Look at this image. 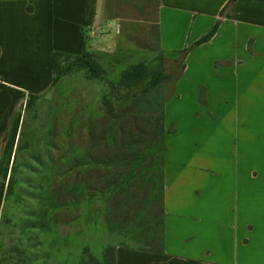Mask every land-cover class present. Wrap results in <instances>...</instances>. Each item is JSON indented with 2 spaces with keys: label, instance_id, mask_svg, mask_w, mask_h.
Listing matches in <instances>:
<instances>
[{
  "label": "crops",
  "instance_id": "1",
  "mask_svg": "<svg viewBox=\"0 0 264 264\" xmlns=\"http://www.w3.org/2000/svg\"><path fill=\"white\" fill-rule=\"evenodd\" d=\"M228 1L157 0L164 57L187 50L164 106L160 241L115 245V264H264V0ZM101 8L0 0V218L15 113L52 87L53 52L82 54Z\"/></svg>",
  "mask_w": 264,
  "mask_h": 264
},
{
  "label": "rangeland",
  "instance_id": "2",
  "mask_svg": "<svg viewBox=\"0 0 264 264\" xmlns=\"http://www.w3.org/2000/svg\"><path fill=\"white\" fill-rule=\"evenodd\" d=\"M101 2L96 21L86 31L85 50L101 68L103 79L92 78L83 65L71 59L65 61L63 65L70 63L69 70L56 77L50 90L29 111L28 146L18 154L13 192L0 218V264H80L85 251L99 258L107 243L157 249V243L144 236L149 212L153 211L147 190L137 184L127 190L124 196L129 201L136 197L138 207L134 216L125 213L119 194L111 198L107 193L112 179L94 163L129 160L131 150L126 142L130 126L135 128L130 131L135 139L146 141L148 121L158 99L168 94L170 82L162 83L158 96H147L136 110L126 114L120 110L115 120H119L120 133L127 134L126 142L119 131L110 132L114 124L109 119L114 113L103 106L102 98L114 111L120 101L108 83L115 82L128 62L142 60L152 70L160 63L153 38L134 28L139 21L128 22L127 33L137 41L134 46L121 32L116 1ZM129 16L139 17L134 12ZM180 62L181 56L165 60L163 69L173 73ZM24 106L15 113L19 118L17 137L25 119ZM143 153L139 157L145 159ZM9 174L10 167L6 182ZM118 199L122 204L117 213Z\"/></svg>",
  "mask_w": 264,
  "mask_h": 264
},
{
  "label": "trees",
  "instance_id": "3",
  "mask_svg": "<svg viewBox=\"0 0 264 264\" xmlns=\"http://www.w3.org/2000/svg\"><path fill=\"white\" fill-rule=\"evenodd\" d=\"M116 1V17L120 20V28L123 34V37L126 38L127 42L136 46V39L132 36H129L127 33V29L129 23L131 21H139V25H135L134 28H137L141 32H145V35L153 38L155 43V52L157 53V60L160 64H157L152 70V68L147 65L142 60L128 62L126 65H123L119 70L116 80L113 83H108L109 89L114 94L115 99L119 100V104H116V108L114 111L113 105H110L109 101L105 98H102V104L104 107H109V111H113V115L109 120H112L114 127L110 129V132L113 133L119 131V134L125 136L126 135L120 133L121 128L118 127L119 120V112L127 113L129 111H133L137 109L141 103H143L144 99L147 96L153 95L158 96V90L162 83L167 81L170 82L169 92L165 97H160L158 99V103L156 106V110L153 113L152 117L148 121V129L149 132L147 134L146 141L142 143L135 139V135H132L131 132L135 129L133 125L130 126V129L127 133V144L128 148L131 150L130 155L128 156L129 160L121 161L119 163H114L112 161L108 162H96L95 166L101 167L105 172L106 176L110 177L111 182L108 183V194L111 198L115 197V195L119 194L120 198L123 200V210L126 213H130L131 216H134L135 210L138 207L136 202V197L126 199L124 196L128 189L132 188L133 185L137 184L138 187L142 186L144 191L146 192L144 195L147 196V200L149 201V205H152L153 211L149 212L148 220L146 225H148V229L145 230L144 236L149 237L152 243H157L159 245L160 237L158 232V219L157 217V197L160 187L161 181V165L163 160V151H164V143L163 138L165 134L164 128V106L169 97L173 94L175 84L178 76L184 69V55L187 50L182 51L180 54L181 62L179 65L176 64V71L173 73L165 72L163 69V63L167 60L163 52L159 46V29L157 24V0H115ZM234 0H229L227 5L233 2ZM153 2V4H152ZM226 5V6H227ZM225 8V7H224ZM222 9V12L224 10ZM134 12L139 16L138 18L131 17L129 14ZM129 22V23H128ZM217 24L214 28L201 37L198 41H196L195 45H199L209 38L215 32ZM133 28V27H132ZM72 63L83 65L88 74L94 79H103L102 70L99 65L93 61L92 56L85 49L80 55H70L61 52H53L52 54V71L55 77L58 75L65 74L69 68V65H63L65 61L70 60ZM56 81V79H55ZM54 81V83H55ZM53 83V84H54ZM50 90V89H49ZM48 90V91H49ZM48 91L38 95H29L25 101V110H24V122L22 123V128L18 134L17 142L15 146V152L12 157L11 165H10V174L8 180L6 182L5 194H4V203L7 201V198L12 194L14 188L13 181V173L16 167V160L18 154L24 150L28 146V141H26V137L28 135V121L27 116L29 111H31L35 101L42 98ZM158 98V97H157ZM200 94V101H201ZM125 109V111H124ZM122 110V111H120ZM106 115V112H104ZM54 129L53 127H51ZM171 131V129H169ZM131 131V132H130ZM115 135V134H114ZM115 142V140H114ZM53 146V144L49 145ZM140 146V149H139ZM144 152V153H143ZM143 153L145 159L143 157H139V154ZM158 157L155 155H157ZM122 160V159H121ZM124 160V159H123ZM118 164V165H116ZM115 166H118L114 169ZM126 169V171H125ZM124 170V171H122ZM143 191V192H144ZM116 198V197H115ZM114 198V199H115ZM146 199V198H145ZM136 200V202H135ZM115 205V200H113ZM122 202L117 200V205H115L114 209H117L118 213V205H121ZM126 206V207H125ZM4 207V204H3ZM2 207V212H3ZM151 209V210H152ZM1 212V215H2ZM137 213V212H136ZM134 214V215H132ZM138 224L139 221H137ZM131 235V233H129ZM158 249V247H157ZM154 249V250H157ZM80 264H115V244L107 243L103 245L102 251L100 253V257H94L87 251H85L83 257L80 259Z\"/></svg>",
  "mask_w": 264,
  "mask_h": 264
}]
</instances>
